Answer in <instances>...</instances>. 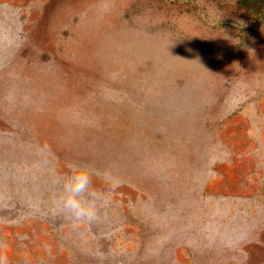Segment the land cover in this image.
<instances>
[{
	"label": "rangeland",
	"instance_id": "rangeland-1",
	"mask_svg": "<svg viewBox=\"0 0 264 264\" xmlns=\"http://www.w3.org/2000/svg\"><path fill=\"white\" fill-rule=\"evenodd\" d=\"M0 258L264 264V0H0Z\"/></svg>",
	"mask_w": 264,
	"mask_h": 264
},
{
	"label": "clouds",
	"instance_id": "clouds-1",
	"mask_svg": "<svg viewBox=\"0 0 264 264\" xmlns=\"http://www.w3.org/2000/svg\"><path fill=\"white\" fill-rule=\"evenodd\" d=\"M231 40L227 32L222 36ZM70 171L65 177L58 181L61 191L58 205L61 212L72 220L74 224H90L98 219V207L96 201L99 199L92 189V176L84 169L75 165L68 166ZM104 179L111 190L120 187V180L111 172L104 173ZM6 258H0V264H5Z\"/></svg>",
	"mask_w": 264,
	"mask_h": 264
},
{
	"label": "bare ground",
	"instance_id": "bare-ground-1",
	"mask_svg": "<svg viewBox=\"0 0 264 264\" xmlns=\"http://www.w3.org/2000/svg\"><path fill=\"white\" fill-rule=\"evenodd\" d=\"M85 1H86V0H85ZM83 2H84V1H83ZM75 4H76V3H75ZM78 5H81V4H78ZM76 6H77V5H76ZM78 8H79V7H78ZM78 8H77V9H78ZM73 11H75V10H73ZM76 12H77V11H76ZM69 14H70V13H69Z\"/></svg>",
	"mask_w": 264,
	"mask_h": 264
}]
</instances>
